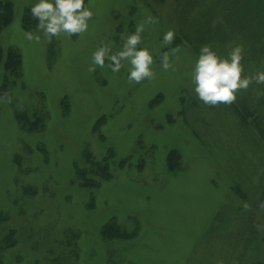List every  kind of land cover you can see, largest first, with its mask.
Returning <instances> with one entry per match:
<instances>
[{
    "label": "rangeland",
    "instance_id": "obj_1",
    "mask_svg": "<svg viewBox=\"0 0 264 264\" xmlns=\"http://www.w3.org/2000/svg\"><path fill=\"white\" fill-rule=\"evenodd\" d=\"M178 1L86 0L88 30L47 40L28 14L36 0H11L0 33V264H264V141L235 116L264 84L231 104L199 101L196 53L160 44ZM140 23L152 79L129 83L127 62L89 71L97 47L115 54ZM9 50L20 76L4 68ZM162 52L174 70L161 68Z\"/></svg>",
    "mask_w": 264,
    "mask_h": 264
},
{
    "label": "clouds",
    "instance_id": "obj_2",
    "mask_svg": "<svg viewBox=\"0 0 264 264\" xmlns=\"http://www.w3.org/2000/svg\"><path fill=\"white\" fill-rule=\"evenodd\" d=\"M29 14L35 21L36 30L47 40L62 33L68 38L85 33L94 15L86 5V0H36L29 7ZM147 23L155 21L149 17ZM144 31L145 23L138 24L134 32L124 40L121 50L115 54H112L109 46L101 44L92 53L89 71H95L99 67L112 73H120L124 62H127L129 68L125 78L129 83L139 84L152 79L153 54L147 47H138L142 43L141 34ZM24 38L39 43L41 36L29 31L24 32ZM175 38L176 33L169 29L162 34L160 44L172 45ZM242 60L243 49L239 45L233 46L226 55L219 54L208 44L200 46L190 78L191 90L196 98L209 107L231 104L236 100L239 90H245L253 83L264 84V71H257L252 76H242ZM160 66L164 71L174 70L168 52L161 53Z\"/></svg>",
    "mask_w": 264,
    "mask_h": 264
},
{
    "label": "trees",
    "instance_id": "obj_3",
    "mask_svg": "<svg viewBox=\"0 0 264 264\" xmlns=\"http://www.w3.org/2000/svg\"><path fill=\"white\" fill-rule=\"evenodd\" d=\"M171 12L175 45H186L197 54L200 46L208 44L223 55L239 45L243 49L242 76L246 69L249 74L255 73L264 62V0H179ZM11 17V0H0V33ZM28 20L29 16L25 15L24 22ZM5 60L4 68L9 76H20L18 54L9 50ZM6 86L7 80L0 91L5 97L8 96ZM235 108L238 121L247 124V119H252L250 125L264 141V95L251 96Z\"/></svg>",
    "mask_w": 264,
    "mask_h": 264
}]
</instances>
